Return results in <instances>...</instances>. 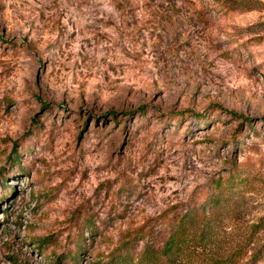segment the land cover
Here are the masks:
<instances>
[{
	"label": "rangeland",
	"instance_id": "rangeland-1",
	"mask_svg": "<svg viewBox=\"0 0 264 264\" xmlns=\"http://www.w3.org/2000/svg\"><path fill=\"white\" fill-rule=\"evenodd\" d=\"M234 170L218 257L264 217V0H0V264L135 256Z\"/></svg>",
	"mask_w": 264,
	"mask_h": 264
},
{
	"label": "trees",
	"instance_id": "trees-1",
	"mask_svg": "<svg viewBox=\"0 0 264 264\" xmlns=\"http://www.w3.org/2000/svg\"><path fill=\"white\" fill-rule=\"evenodd\" d=\"M238 181L246 183L248 180L237 175L235 170L226 178H218L207 191L204 202L198 205L199 209L186 206L181 215L168 221L161 230L168 231L165 239L154 245L144 243L135 256L129 251V241L122 240L111 251L105 264H120V261H129V264H228L234 256L243 260L247 254L248 261L243 264H254L262 257L263 246L259 245L257 238L263 232L264 217L250 224V231H241V239L236 243L232 257L217 255L220 238L228 234L225 217L236 220V217L245 214L243 200L249 187L237 188L234 185ZM230 204L234 208L229 211L227 207Z\"/></svg>",
	"mask_w": 264,
	"mask_h": 264
}]
</instances>
